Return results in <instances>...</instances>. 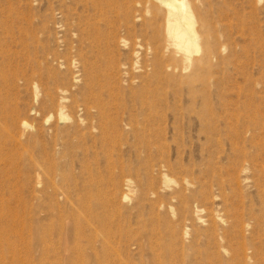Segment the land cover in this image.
<instances>
[{"label":"rangeland","instance_id":"obj_1","mask_svg":"<svg viewBox=\"0 0 264 264\" xmlns=\"http://www.w3.org/2000/svg\"><path fill=\"white\" fill-rule=\"evenodd\" d=\"M189 2L191 61L156 0H0V179L48 264H264V0Z\"/></svg>","mask_w":264,"mask_h":264},{"label":"bare ground","instance_id":"obj_2","mask_svg":"<svg viewBox=\"0 0 264 264\" xmlns=\"http://www.w3.org/2000/svg\"><path fill=\"white\" fill-rule=\"evenodd\" d=\"M156 1L166 7L165 28L171 44L180 50L188 61L193 59L200 48L203 49L205 58L212 45L207 37L200 34L199 29L202 30L205 23L201 17L200 21L196 18L189 0ZM11 179H0V264H29L28 258L32 252L40 256L39 260H43L40 264H48L46 257L50 238L47 224L28 220L25 208L21 209L23 201L17 197ZM27 237L30 243L25 249Z\"/></svg>","mask_w":264,"mask_h":264}]
</instances>
